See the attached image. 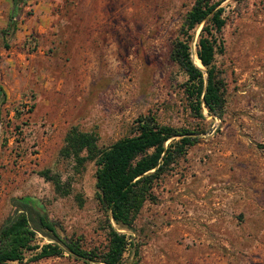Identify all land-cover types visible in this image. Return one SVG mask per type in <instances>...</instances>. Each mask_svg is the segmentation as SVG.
Returning a JSON list of instances; mask_svg holds the SVG:
<instances>
[{
  "label": "rangeland",
  "instance_id": "rangeland-1",
  "mask_svg": "<svg viewBox=\"0 0 264 264\" xmlns=\"http://www.w3.org/2000/svg\"><path fill=\"white\" fill-rule=\"evenodd\" d=\"M194 0H25L17 31L0 37V227L11 200L35 201L59 234L86 250L106 244L95 166L60 155L71 128L100 146L132 134L140 116L195 130L198 143L156 189L135 222L139 255L123 264H264V0H224L215 65L223 117L190 110L170 58ZM12 0H0V30ZM203 24L189 34L192 61ZM5 45L7 47H5ZM204 76L206 73L202 67ZM48 176H58L56 192ZM50 240L41 234L36 243ZM7 264H86L60 258ZM88 264V263H87Z\"/></svg>",
  "mask_w": 264,
  "mask_h": 264
},
{
  "label": "trees",
  "instance_id": "trees-1",
  "mask_svg": "<svg viewBox=\"0 0 264 264\" xmlns=\"http://www.w3.org/2000/svg\"><path fill=\"white\" fill-rule=\"evenodd\" d=\"M223 1L194 0L185 16L182 37L174 40L170 53L171 60L184 74L182 87L189 108L202 121L204 110L208 116L221 119L226 104L225 84L215 65L216 55L223 53V42L218 38L226 25L222 16L224 8L220 7ZM24 3L25 0H12L8 22L0 30L2 39L17 31V14ZM200 24L203 26L197 42V57L192 61L189 32ZM195 64L202 65L206 77ZM5 102L6 94L0 86V106ZM197 135L195 130L161 125L153 116H140L133 124L131 135L108 146H100L91 133L71 128L64 137L60 155L71 160L78 172L87 162L96 168V198L106 217L102 228L105 246L84 249L80 237L59 234L58 222L49 217L43 206L28 198H15L11 200L13 214L0 227V264L22 263L28 253L31 262L67 255L86 264H123L128 252L137 257L140 242L120 230L136 232L135 222L142 209L158 202L156 189L198 143ZM40 173L60 192L62 184L58 176ZM38 234L50 241L38 245Z\"/></svg>",
  "mask_w": 264,
  "mask_h": 264
},
{
  "label": "water",
  "instance_id": "water-1",
  "mask_svg": "<svg viewBox=\"0 0 264 264\" xmlns=\"http://www.w3.org/2000/svg\"><path fill=\"white\" fill-rule=\"evenodd\" d=\"M201 64V63H200ZM196 65V64H195ZM197 66V65H196ZM198 68H200V69H202V65H201V67H199V66H197Z\"/></svg>",
  "mask_w": 264,
  "mask_h": 264
},
{
  "label": "bare ground",
  "instance_id": "bare-ground-1",
  "mask_svg": "<svg viewBox=\"0 0 264 264\" xmlns=\"http://www.w3.org/2000/svg\"><path fill=\"white\" fill-rule=\"evenodd\" d=\"M198 60V59H197Z\"/></svg>",
  "mask_w": 264,
  "mask_h": 264
}]
</instances>
